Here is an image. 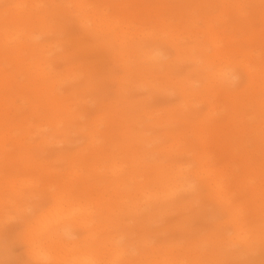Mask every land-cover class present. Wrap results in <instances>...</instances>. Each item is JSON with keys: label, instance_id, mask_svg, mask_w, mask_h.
Returning a JSON list of instances; mask_svg holds the SVG:
<instances>
[{"label": "rangeland", "instance_id": "obj_1", "mask_svg": "<svg viewBox=\"0 0 264 264\" xmlns=\"http://www.w3.org/2000/svg\"><path fill=\"white\" fill-rule=\"evenodd\" d=\"M37 1H48L55 5L60 3V0H1L0 32L11 14H16L15 6L18 2L22 4L18 12L23 15L36 13L31 6ZM65 1L61 5L71 13L64 14L58 26L53 23L47 25L44 28L46 34L43 37L37 36L34 48H40L41 44L47 48L48 46L54 48L52 53L43 55L46 61L48 58H55L54 65L49 68V71L58 75L55 77V82L60 80L61 84L54 97L62 98L75 92L72 95L74 98L69 99L70 108L74 115L80 117L71 119V129L63 135L47 126L48 121L51 120L47 113L49 109L43 106L47 111L43 110L41 116L35 115V107H41L42 102L39 104L40 100L34 97L35 95L27 89L28 87L25 89L28 91L26 92L16 82L15 84L18 85L13 84L10 89L7 86L6 93L0 88V101L16 100L14 105H6L4 109L0 106V112L4 115L0 123L2 121V124H8L7 121L10 120L7 119L11 117L10 126L15 123L17 125L18 122L26 125L29 119L28 125L36 128L31 130L30 137L22 140L8 139L0 145V264H62L58 260L67 257L66 249H57V251L55 249L51 256L56 259L46 258L47 260L41 261L31 257L28 243V238H31L28 226L40 215L42 218L47 211L55 208L53 197H61L60 194L64 197V208L73 207L74 204V207L80 205L79 208L76 207L77 211L74 207H70L72 210L67 208L70 213H73L70 217H76L74 219L78 222L84 215L81 207L90 209L87 212L91 214L92 223L86 228L75 225L71 230L75 234L73 240L97 236L95 245L100 248L102 246L101 254H98V250L95 261H90L88 264H121L122 258L119 260L113 258L116 255L114 247L118 248L117 250H126L128 253L126 257L133 259L132 264H161L166 257H172L166 256V254L172 255L170 251H173V257L177 259L199 256L207 258L211 264H264V230L258 234L259 241L250 248L246 249L241 244H236L234 240L236 232L229 225L232 220L230 213L209 199L210 193L206 190L191 192L189 190L171 200H166L168 203L163 204L164 206L159 205L164 202L162 199L157 201L148 196L142 197L141 194H136L141 184L149 185L151 180L160 177L159 172H154L156 167H163L165 174H171L174 172L173 168L185 165L195 172L199 169L196 158L204 163L206 171L214 173L211 179L214 182L218 181L221 188L228 193L235 190L243 192L241 187L245 184H252L254 188L264 190V154H260L261 160L242 162L245 160V155L241 156L239 153L231 155L232 152L225 148L214 146L210 147L209 155H199L202 151L193 142L190 128L198 124L197 120L202 118L204 112L208 113L207 104L200 103L202 98L199 100L191 98L186 101L169 79L176 82L188 78L203 82L205 77H202L198 70L199 66L205 65L203 60L213 61L215 66L220 65L218 56L214 57L216 52L214 47L208 42L207 27L204 24L205 16L197 14L189 18L181 19L171 16L165 19L166 23L173 24L172 28L176 26L175 36L179 37L177 41L181 44L180 46L189 48L200 44L206 45L205 52L210 59L197 51L196 53L193 51L192 56L189 55L193 57L192 59H189L185 53H180V57L171 66L153 75H145L139 71V67H135V64L132 65L134 67H130V72H126L121 64L123 62L116 55L121 50L118 40L106 30H99L104 33H96L83 29L76 19L80 13L69 4L68 0ZM136 1L126 0L128 3ZM244 1L246 6L243 10V19L237 24V29H234L236 35L233 33L236 36L235 42L224 41L221 45L236 46L237 53L231 54L232 58L241 64H244L241 60L252 62L249 63L251 67H254L251 72L256 76L261 71L264 73V22L260 18V13L264 15V0ZM201 2L200 0L190 2L188 6L185 0L168 4L151 0L148 4L158 7H164L163 4H165L167 8L172 7L167 14L176 15L169 13L174 7L184 6L192 9L196 6L193 9L201 11ZM102 4L107 6L109 2L102 0ZM86 9L88 16H93L95 11L88 2ZM128 11L130 12L127 14L133 17L130 18L133 21L146 18L139 9H135V6L130 5ZM216 14L219 15L220 12ZM155 19L157 18H153ZM223 22L225 25H216L217 31L232 28L229 18ZM18 25L23 28L21 22H18ZM135 26L136 30H140L137 25ZM36 28L38 27L34 26L25 30L36 31ZM231 34L228 31L226 37H230ZM116 46L117 48L119 46V49ZM163 48L167 54L164 62H170L177 57L176 48L172 46H163ZM41 56L39 53L30 59L33 67L37 65ZM1 70L7 74L13 72L12 66L6 63L0 64ZM247 73H249L247 70L238 72L232 89L240 91L239 96L243 101H247L249 97L252 99L255 93L259 97L263 96L260 98L264 99L261 93L264 84L258 77L254 79L252 76L251 79ZM3 76L5 74L0 73V82ZM200 78H204L203 81ZM195 83V88L200 89L201 83ZM121 84H124L122 89ZM17 93H20L19 96ZM204 97L205 100L214 99V102L220 106L230 108L222 94H217L216 98L209 95ZM51 99L54 100V98ZM78 100L81 102H77ZM132 101H137L140 105L132 106L130 105ZM32 102L36 105L33 106ZM246 106L243 115H237L231 111L232 117L236 119L233 122L229 119L228 124L221 123L217 128L220 130L223 128L222 133L229 131V128H237L232 131H239L241 136L243 133L240 127L245 126L242 123L250 125L255 129V135L253 132L248 139V133L243 134L242 140L250 148L257 147L259 137L264 133V130L261 131V127L264 126L261 125L264 122V115L261 114L264 113L254 100ZM26 109L29 110L26 111ZM121 109L128 111L119 115ZM8 110H10L9 114ZM21 111L26 114H22ZM217 116L222 115L217 114ZM19 117L20 119L25 117L26 120L23 119L20 122ZM34 117L39 119L41 117V120L38 119L33 124ZM97 117L105 118V121L97 126V130L93 129L90 137L89 126L86 124ZM151 117L153 120L150 119ZM4 120L7 121L4 122ZM23 121L26 122L23 123ZM37 123H41V128L37 129L40 125ZM212 124L210 122L205 124L204 129L213 128ZM2 134L0 131V135ZM184 137L188 139L187 145L183 141ZM63 140L66 142L61 143ZM93 141L94 144H92ZM89 142L93 145L92 148L95 146L96 150L100 151L99 155L102 158L92 159L81 156L76 160L74 156L82 154L81 152L86 150ZM124 146L129 147L128 153H125ZM259 150L263 151L264 147ZM115 162L120 166L132 162L134 166L124 169V172L130 173L134 180L130 184L131 181L129 182L128 179L126 188H118L121 194L106 192L103 188L98 191H90L92 187L80 189L78 180H83L89 174H91V185L100 183L99 186H107L114 183V177L109 171L114 169ZM93 165H97L94 171L90 169ZM72 170H81L79 174L82 177L64 183L63 179L66 180ZM223 173L226 174L225 178L220 177ZM137 183L140 184L137 186ZM153 185L149 188H154V192L160 190L156 183ZM193 187L199 189L195 185ZM128 189L131 193L125 194ZM72 192H76V195H69ZM249 200H251V194L247 190L246 194L235 196L231 203L235 206L242 204L245 207L236 218L243 220L248 228H254L259 224V214L256 211L247 210ZM257 201L254 200L251 207L255 208L254 203ZM67 210H62L65 216H69L68 212L66 213ZM230 239H233V242ZM216 240L220 241L219 244ZM102 241L105 245H102ZM111 251L115 252V255H112Z\"/></svg>", "mask_w": 264, "mask_h": 264}, {"label": "bare ground", "instance_id": "obj_2", "mask_svg": "<svg viewBox=\"0 0 264 264\" xmlns=\"http://www.w3.org/2000/svg\"><path fill=\"white\" fill-rule=\"evenodd\" d=\"M68 1L69 4H71L74 7V9L80 13V16H77L76 19L79 25L83 29L92 30L95 31L96 33L97 32L104 33L99 30H106L109 31L118 40L121 50L118 53H116V55L119 58V60L123 62L120 63L123 64L126 72H130V67H134L132 65L135 64V67H139L138 68L139 71L145 75H153L161 71V69L163 70L166 69V67L171 66V64L172 63L174 64L175 61L180 57V53H185L189 59H192L193 57L191 58L189 55H191L193 51L194 52L197 51L205 58L210 59V57H208L205 52V50H207L206 45L200 44L199 46L196 45L195 47H189V48L186 46H180L181 44L177 41L179 37L175 36L176 33L174 29L176 28V26L172 28L173 24L166 23V19H165L166 17H171V16H176L182 19L186 17L189 18L197 14L204 15L205 16L204 18H206L204 19V24L207 27L206 32L208 35V42L211 43L212 46L214 47L216 51L214 57L218 56L219 60L221 61L220 65L215 66L212 60H211L212 62L203 60L205 65L203 64L198 68L199 72L202 74V77L203 76L205 77V81H203L204 78L203 79L200 78L203 82H201L200 80H193L188 78L174 82L173 79L169 78L172 84H174V86L177 87L178 91L181 93V95H183L186 101L190 100L191 98L193 100H199L202 98L200 100V103L202 102L207 104V107L209 108V109L207 108L208 113L204 112L202 114V118L197 120L198 124L190 128V132L192 133V137L194 138L193 142H195V145L198 148H200V150L202 151L199 155H209L210 147L212 148L214 146L216 147L220 146L222 148H225L227 151L232 152L230 153L231 155H235V153H239V155L241 156L245 155L244 157L245 160H243L242 162H246L247 160H248L247 162L261 160L260 154H264V150L260 151L259 148L264 147V133L263 136L259 137L260 140L257 143V147L252 146L250 148L249 146H246V143L244 142V140H242V136L243 134L248 133L247 135L249 139L250 135H252L253 132L255 135V129L252 126L242 123V125H245L244 126L245 129L240 127L242 129L241 133H243L241 136L239 134V131L238 132L232 131L233 129L237 130V128H229V131H227L226 133H222L223 128L221 130L220 128H217V126L220 125L221 123L228 124L229 119H231V122H233L236 119L232 117V112L237 115L238 114L243 115L247 107L246 105L253 100L259 105V107L263 110L264 113V99H261L263 96L260 95L261 97L260 98L255 93V97H253L252 99H250L249 97L250 100L244 97L247 99V101L245 100L243 101L241 99V96H239L240 91L237 92V90L232 89L233 83L235 79H237L238 72L247 70L249 72L247 73V75L250 76L251 79L252 76L254 79L258 77L263 84H264V73H262L261 71L258 75L254 76L251 72L254 69V67H251L249 65V63L252 62H250L249 60H245V61L241 60V62L244 63L241 64L240 62H237L232 58L231 54L237 53L236 46L228 47L229 46L228 45L227 47H223L221 45V43H223L224 41L230 40V42L231 41L235 42L234 41L236 40L235 30L237 29L238 26L237 24L240 23L241 19H243L242 18V15L244 14L243 10L245 9L246 6L244 0H200L202 1L201 11L197 9H193L196 6H193L192 9L184 6L174 7V9H172L169 13L172 12L175 13L176 15L169 14L170 16L167 13L172 7L167 8L165 4H168L170 2H180L181 0H159L160 3H165L163 4L164 7H158L157 5L148 4L149 1L151 0H137L136 2H129V3L126 2V0H103L104 2H109L107 6L102 4V0H68ZM194 1H198V0H187V1L185 0V2L188 3L187 4L188 6L190 2H194ZM64 2L66 1L60 0L59 5H55L48 1L45 2L37 1L36 3H34V5L31 6V9L36 13H25L23 15H20L18 12L19 7L22 4L20 2L16 4L15 6L17 7L15 9L16 14L15 15L11 14L9 19L5 22L4 29L0 32V64L6 63L12 66V70H13V72H10L11 74L10 73L7 74L2 70H1L2 72L0 71V73L5 74V76H3V79L0 82V88L3 90V92H5L6 90H8L7 86H9L10 89V87L16 82H18L20 88L23 90H25L26 87H28L27 89H29L30 92L35 95L34 97H36L37 100H40L38 101L39 104L42 102L41 105L42 110L41 107L38 106L35 107V111H36L35 115L41 116V112L45 110V108L49 109L47 113L49 114L51 120L49 119L50 121H48L47 126L62 133L63 135H66L70 131L72 126L71 119L75 120L77 117H80L78 115H74L70 108L71 101H69V99L74 98L72 97V95L75 94V92H72L71 94H68L62 98L54 97L57 95L56 93H58V91L56 90H58V87H60L61 84L59 82L60 80L55 82V77H58V75L49 71L50 70L49 68L54 65L55 58L54 59L48 58L46 61V58L43 56L47 53H52L54 51V48H51L50 46H48L47 48L42 44L39 45L40 48H36V49L34 48L35 46L34 44L37 38L43 37V35L46 34L44 28L47 27V25L53 23L54 25L58 26V24L61 23L60 19L65 16L64 14L67 13L66 15H69L71 13L70 10H68L66 7H63L61 5ZM87 2L88 5L93 7V10L95 11L93 12V16H88L86 9ZM130 5L135 6V9L136 8L139 9L141 13L145 14L146 18H140L138 21H133V19L131 20L130 18L133 17L127 14L130 12L128 11ZM216 12H220V14L217 15ZM153 18H157V19L153 20ZM226 18L230 19L229 23L231 24V27L233 29L231 28L230 30H228V28H226L223 31H217L216 25L217 24L223 25L225 23L223 21ZM260 18L262 22H264V15L261 13H260ZM188 20L190 21V19ZM18 22L22 23L23 28H21L18 25ZM106 24L107 26H105ZM91 25L93 27H91ZM135 25H137L140 28V30H136L137 27ZM34 26L38 27L36 28V31H32L33 29L31 31L25 30V28H32ZM228 31L232 33L230 37H226ZM112 35L110 36L113 38ZM119 46L118 48L116 46V48L119 49ZM163 46H170V47L172 46L176 48L177 57L174 60H171L170 62H164V59L167 58V54L164 52ZM39 53L42 56L37 62V65L33 67V65L30 63V59L34 55H37ZM74 53H76L75 50ZM195 53L194 55L196 56ZM169 73L171 72L169 71ZM124 79L128 80L127 77H124ZM21 80L23 81L22 83L20 82ZM195 82L201 83L200 89L195 88L194 85L196 84ZM18 84H15V86ZM123 85L124 84H121L120 87L121 89ZM30 92L29 94L31 95ZM261 93L264 95V89L261 90ZM17 94L19 96L20 93ZM217 94L223 95V97L225 98V102L230 106V108H225L224 106H220L218 103L214 102V99H208V100L204 99L205 98L204 96H208V95L216 98ZM20 98L22 99V96ZM51 98H54V100ZM15 101H16L15 99L13 101L1 100L0 106H2L4 109L5 108L4 106L6 105L8 106L14 105ZM34 101L36 100L34 99ZM38 102L36 103L38 104ZM77 102H81V101L78 100ZM35 105L36 104H33V106ZM130 105L135 106V105H140V103L137 101H132ZM28 110L29 109H26V111ZM127 111H128L127 109H121L120 111L121 113L118 114L123 115L127 113ZM9 112L10 110H8V114ZM2 114L3 113L0 112L1 120L3 119L4 116ZM22 114H26V113H24L23 111ZM217 114H220L222 116L218 117ZM43 115H45V113ZM31 116L32 115H30V117ZM10 118L11 117L7 119L10 121L4 120V122L7 121L9 125L2 124L3 123L2 121L0 123V131L1 133H3L2 135H0V145H3L4 142L7 141L8 139L22 140L25 139L26 137H30V135L32 134L31 130L36 129L33 128L35 126L30 127L28 125L29 119L26 125H23L22 123L19 122L16 125V123L14 122L15 124L10 126V123H12ZM226 118L227 120H225ZM23 119L26 120L25 117H22V119H20V122H22ZM34 119L35 120L33 124L35 123L36 120L38 121L39 117L37 118L34 117ZM150 119L153 120V117H151ZM40 120L41 117L39 121ZM103 121H105V118L101 119L97 117L86 124L89 126L88 128L90 131L89 133L90 137L94 131L93 129L97 130V126L103 124ZM247 121L250 122L251 120H247ZM25 122L23 121V123ZM209 122L210 124H212L213 122V124L211 125L213 128L204 129L205 124H208ZM37 124L38 125L40 124L39 126H37V129L41 128V123H37ZM261 125H264V122ZM263 130H264V126L261 127L262 132ZM183 141L185 142V145H187L188 139L184 137ZM63 142L66 141L63 140L61 143ZM94 143L95 142L93 141L92 144ZM92 144L89 142L87 144L88 147L86 148V150L84 152H81L82 154L75 155L74 158L76 160L80 159L81 156H85L86 158L90 157L92 159L102 158V156L99 155L100 151L96 150L95 146L93 148L91 147L93 146ZM124 149H125V153H128L130 151L128 146H124ZM196 161L199 165V169L195 172L192 171L191 168H189L186 165L173 168L174 172L171 174H165L163 172L164 170L163 167H156L154 172L155 173L159 172L160 177L151 180L148 183L149 185L141 184L139 186V189L136 191V194H141L142 197L148 196L149 198H152L153 200H157V201H160L159 199H162L164 200V202L159 203V205L164 206L163 204L168 203L166 200H171L182 193H187V191L189 190L190 192L194 190L195 191L206 190L208 193H210L209 199H211L215 204H217L218 207L230 213V217L232 218V220L229 222V225L236 232V236L234 237V240H236V244H241L246 249L250 248L254 243L259 241L258 234L264 230V190H262L261 188H254L252 184H245L241 187V191L243 192L235 190L232 193H228L225 189L221 188L218 181L214 182L211 179V176L214 173L210 171H206L203 166L204 163L200 161L198 158H196ZM119 166L120 165H118V163L115 162L113 164L114 169L109 171V173H111L112 176L114 177L115 180L114 183H111L110 185L107 186H99L100 183L91 185L92 184L91 174H89L88 176L84 177L83 180H78L80 183L79 186H81L80 189H88V188L90 189V187H92L90 191L91 190L98 191L101 188H103V190H105L106 192H112L113 194L116 195L121 194L118 188L119 187L126 188L128 183L131 181L130 182L131 184L134 180L130 176V173L124 172V169L126 170L127 168H133L134 166L132 162H128L127 164L122 165L120 167ZM96 167L97 165L96 166L93 165L92 167H90V169L94 171L96 170ZM80 171L81 170H72L69 173V177L66 180L63 179V182L65 183L67 181L75 180V178L82 177L79 174ZM220 177L225 178L226 174L223 173L220 175ZM128 179L129 182L127 183ZM155 183L156 186L158 185L157 187L160 188V190H157L156 192H154V188H149V186H154L153 184ZM139 184L140 183H137V186ZM194 185L197 186L199 189L194 188L193 187ZM247 190L251 194V200L247 202V210L256 211L259 214L258 216L259 224L257 225V227L254 228H248L247 224L243 220L240 219L238 220L236 218L239 217V213L241 214V210L245 207H243L242 204L235 206V204L231 203V201L235 196L243 195L244 193L246 194ZM128 193H131L130 189H128L125 192V194ZM74 194L76 195V192L69 193V195H74ZM60 195L61 197L59 196L53 197L54 204H56L55 208H53L51 211H47L48 213L46 212V214L43 215L42 218L40 215L38 217L39 219L37 218L38 220L36 219L35 222H33L30 226H28V231H29L28 233L31 237L28 238L29 248L31 249L30 250L31 257H34L35 260H41V261L47 260L46 258L56 259L55 257L51 256V254L57 251V249H61V250L66 249L67 257L63 258L62 260H58L59 263L67 264L70 262L71 264H88L90 261L92 262L95 261L96 253L99 250L98 254L99 253L101 254V250H102V246L100 248V246L95 245V243L97 242V241L95 242L97 236L93 235L92 238H88V239L85 238L84 240L82 239L73 240L72 238L75 237V234H73L71 231L75 225H82V227L86 228L89 226V224L92 223L91 214L87 212L90 209L89 208L87 209V207L86 208L81 207L82 212H84V215L80 219V222H78L76 219H74L76 217L74 218L70 217L71 215H73V213H70L67 210V208L69 210L73 208L75 204L73 203L74 206L73 207L70 206L71 208L70 207L64 208L65 207L64 206L65 203L63 199L64 197L62 194ZM99 200L102 201L101 199ZM254 200H258L257 202L254 203L255 208L251 207V203H253ZM78 206L80 207V205ZM78 206L76 207L79 208ZM77 208L75 209V211H77ZM65 209L67 210L66 213L68 212L67 214L69 215V216L66 215L67 217L65 216L64 213H62V210ZM230 240L231 242H233V239ZM216 242H218L219 244L220 241L216 240ZM103 243L104 241H102V245H105ZM116 245H118L117 242ZM114 249L113 250L116 251V255L114 254L115 252L114 253L112 252L113 250L111 252L112 255H115L113 257L115 258V260H119L122 258L121 264H132L133 259L131 260L130 258L128 259V257H126V255L128 254L126 250L124 249L117 250L118 248L116 249V247H114ZM170 253H172V255L166 254V256H172V257L171 258L166 257L167 259L165 258V260H163V263L161 262V264H211V262L208 261L207 258H200L199 256H197L193 258L185 257V258L177 259L173 257V251H170ZM93 256H95V258Z\"/></svg>", "mask_w": 264, "mask_h": 264}]
</instances>
